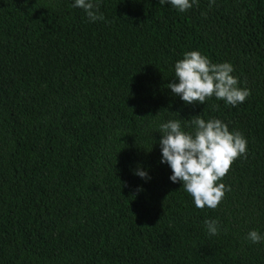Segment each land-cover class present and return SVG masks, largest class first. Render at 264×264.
Masks as SVG:
<instances>
[{
	"label": "trees",
	"instance_id": "trees-1",
	"mask_svg": "<svg viewBox=\"0 0 264 264\" xmlns=\"http://www.w3.org/2000/svg\"><path fill=\"white\" fill-rule=\"evenodd\" d=\"M93 2L104 20L75 0H0V264H264L247 239L264 236V0ZM193 50L230 63L245 102L174 95ZM196 116L247 140L216 209L161 162L159 126L192 132Z\"/></svg>",
	"mask_w": 264,
	"mask_h": 264
},
{
	"label": "clouds",
	"instance_id": "clouds-1",
	"mask_svg": "<svg viewBox=\"0 0 264 264\" xmlns=\"http://www.w3.org/2000/svg\"><path fill=\"white\" fill-rule=\"evenodd\" d=\"M197 0H160V4H170L180 12L192 8ZM215 0H209L211 6ZM73 7L84 10L92 22L104 20L99 12V4L93 0H75ZM233 66L228 63L213 64L199 51H189L175 64V78L179 82L167 85L174 95H178L186 104L205 103L215 97L225 103L236 106L245 102L250 90L238 87V79L232 75ZM194 131L182 130L179 120H169L159 126L161 139L162 163L172 169L170 180L180 181L189 193L198 209L207 206L216 209L230 186L217 183L240 156H246L247 140L240 132H232L227 124L219 119L204 120L196 116L192 120ZM136 175L149 179L147 172L137 170ZM205 225L210 235L219 234L216 220H206ZM247 239L253 243L264 240L257 230H251Z\"/></svg>",
	"mask_w": 264,
	"mask_h": 264
}]
</instances>
